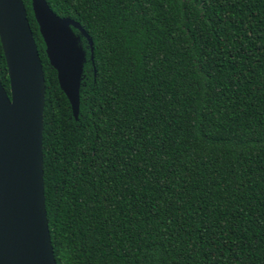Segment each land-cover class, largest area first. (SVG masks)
<instances>
[{
  "label": "trees",
  "instance_id": "1",
  "mask_svg": "<svg viewBox=\"0 0 264 264\" xmlns=\"http://www.w3.org/2000/svg\"><path fill=\"white\" fill-rule=\"evenodd\" d=\"M44 1L92 43L74 120L22 0L55 264H264V0Z\"/></svg>",
  "mask_w": 264,
  "mask_h": 264
},
{
  "label": "water",
  "instance_id": "2",
  "mask_svg": "<svg viewBox=\"0 0 264 264\" xmlns=\"http://www.w3.org/2000/svg\"><path fill=\"white\" fill-rule=\"evenodd\" d=\"M30 6L48 65L76 120L85 60L79 36L92 63L91 39L44 0H30ZM0 48L8 79V94L0 84V264H55L42 182L43 74L22 0H0Z\"/></svg>",
  "mask_w": 264,
  "mask_h": 264
}]
</instances>
